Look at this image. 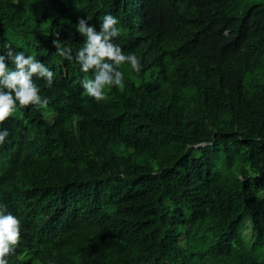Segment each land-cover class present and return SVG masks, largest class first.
I'll return each instance as SVG.
<instances>
[{
  "label": "trees",
  "instance_id": "1",
  "mask_svg": "<svg viewBox=\"0 0 264 264\" xmlns=\"http://www.w3.org/2000/svg\"><path fill=\"white\" fill-rule=\"evenodd\" d=\"M106 14L141 71L121 65L97 102L76 24ZM9 46L54 79L34 77L46 108L0 124V211L21 223L8 264H264V0H0Z\"/></svg>",
  "mask_w": 264,
  "mask_h": 264
},
{
  "label": "clouds",
  "instance_id": "2",
  "mask_svg": "<svg viewBox=\"0 0 264 264\" xmlns=\"http://www.w3.org/2000/svg\"><path fill=\"white\" fill-rule=\"evenodd\" d=\"M118 24L119 20L111 14L103 16L99 31L83 17L76 24V30L84 37L83 46L76 53V63L83 73L94 71V78L85 76L81 84L85 94L97 102L106 98V87L123 86L124 76L118 70L121 65L127 63L135 72L141 71L138 57L133 53L124 54L121 47L114 43V38L120 35ZM54 35L52 46L56 49V54L71 61V50L62 44L60 33L56 32ZM8 60L15 66L14 70H9L6 63ZM34 77L43 79L47 87H52L54 73L40 61L32 56L26 57L23 52L14 53L10 46L6 54H0V124L12 116L18 106L47 107L48 99L39 95ZM8 136L7 130L0 131V144ZM20 237V220L11 213L0 211V264H8L7 260L18 251ZM36 260L34 254L25 257L26 264H33Z\"/></svg>",
  "mask_w": 264,
  "mask_h": 264
},
{
  "label": "bare ground",
  "instance_id": "3",
  "mask_svg": "<svg viewBox=\"0 0 264 264\" xmlns=\"http://www.w3.org/2000/svg\"><path fill=\"white\" fill-rule=\"evenodd\" d=\"M141 2H142V0H141ZM143 56V55H142ZM155 59V58H154ZM58 229V228H57ZM52 254H54V253H52Z\"/></svg>",
  "mask_w": 264,
  "mask_h": 264
}]
</instances>
